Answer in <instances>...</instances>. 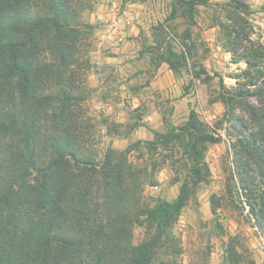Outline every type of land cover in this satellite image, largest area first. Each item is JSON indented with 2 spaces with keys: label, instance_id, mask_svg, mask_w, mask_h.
Here are the masks:
<instances>
[{
  "label": "trees",
  "instance_id": "1",
  "mask_svg": "<svg viewBox=\"0 0 264 264\" xmlns=\"http://www.w3.org/2000/svg\"><path fill=\"white\" fill-rule=\"evenodd\" d=\"M93 2L0 0V264H179L175 226L195 190L209 181L206 150L222 137L194 110L154 141L109 147L101 157L91 148L95 127L82 120V47L95 28L85 19ZM199 7L211 10V26L219 29L232 62L246 65L236 77L243 78L241 87L217 101L227 115L237 106L248 113L233 143L232 172L264 234V42L253 38L246 0H173L169 20L193 19ZM189 38L180 52L158 45L151 53L175 74L200 68L199 79L206 71L194 60ZM175 143L189 172L178 180L176 199L151 203L145 176L129 153L143 144L155 149ZM221 200L211 198L215 216ZM137 228L143 237L135 242ZM240 245L231 238L221 264H245Z\"/></svg>",
  "mask_w": 264,
  "mask_h": 264
},
{
  "label": "rangeland",
  "instance_id": "2",
  "mask_svg": "<svg viewBox=\"0 0 264 264\" xmlns=\"http://www.w3.org/2000/svg\"><path fill=\"white\" fill-rule=\"evenodd\" d=\"M246 1L252 10L247 18L254 29L253 38L264 42V0ZM172 3L94 0L91 11L85 14V19L95 25L82 47L87 89L82 120L95 127L91 148L101 157L109 147L124 150L137 141H154L156 133L182 126L190 112L196 111L222 139L206 150L209 181L195 190L175 226L182 243L178 262L221 264L225 244L236 238L245 264H264V234L251 214L236 172H232L233 143L240 120L248 121L249 116L240 106L227 115L224 105L217 101L220 94L232 95L241 87L243 78L238 81L236 77L246 65L234 64L222 47L219 29L211 26L210 9L199 7L193 19L171 21ZM187 34L194 60L206 71L199 79L195 75L200 68L193 71L189 66L175 74L167 64H158L151 53L158 45L180 52ZM250 102L257 104L254 98ZM129 160L144 174V195L151 203L176 199L181 186L178 180L189 172V162L178 143L155 149L143 144L131 149ZM213 195L222 199L216 216L210 207ZM134 233L135 242L140 241L143 230L137 228Z\"/></svg>",
  "mask_w": 264,
  "mask_h": 264
}]
</instances>
